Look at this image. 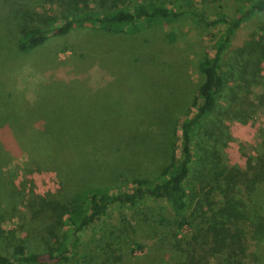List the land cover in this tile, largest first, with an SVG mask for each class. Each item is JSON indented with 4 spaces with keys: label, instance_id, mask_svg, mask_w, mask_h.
Returning <instances> with one entry per match:
<instances>
[{
    "label": "rangeland",
    "instance_id": "rangeland-1",
    "mask_svg": "<svg viewBox=\"0 0 264 264\" xmlns=\"http://www.w3.org/2000/svg\"><path fill=\"white\" fill-rule=\"evenodd\" d=\"M246 1L200 0L210 9L207 12H229ZM58 6L59 0H33L32 5L0 13V126L7 127L12 138L20 135L18 129L27 130L22 143L31 145L24 152L16 146L19 157L13 155L6 162L0 157V226L20 229L22 240L40 230L39 223L30 221L29 204L44 194H62L56 175L44 170L41 161L46 155L57 158L59 164L53 166L57 170H74L71 175L86 176L111 190L128 189L134 178H154L169 164L178 122L189 111L200 82L197 62L208 53L212 38L224 30L222 25L207 27L185 17L135 33L76 28L26 53L10 47L11 36L28 21L25 9L56 15ZM245 35L252 40L251 50L240 53ZM233 44L226 62L246 66V81L230 82L216 117L217 134L223 139L221 161L235 172L243 171L247 158L254 156L264 132V12L238 30ZM37 128L43 130L39 142L31 133ZM198 145L205 143L199 140ZM40 147L45 156L40 157ZM191 182L186 187H197ZM168 214L164 201L148 198L132 208L113 206L102 222L84 232V250L102 257L103 247L105 261L114 244L111 232L116 233L121 223L127 227V234L122 232L124 244L156 242L165 226L158 219ZM28 242L32 249L42 250L37 236ZM124 251L128 255V249ZM85 255L87 263L90 254Z\"/></svg>",
    "mask_w": 264,
    "mask_h": 264
},
{
    "label": "trees",
    "instance_id": "trees-1",
    "mask_svg": "<svg viewBox=\"0 0 264 264\" xmlns=\"http://www.w3.org/2000/svg\"><path fill=\"white\" fill-rule=\"evenodd\" d=\"M32 2L0 0V13ZM207 10L210 9L200 0H59L56 15L25 9L28 21L17 28L9 42L17 53L29 52L49 38L76 28L135 33L154 24L168 26L190 17L207 27L222 25L224 30L212 38L208 53L197 62L200 82L189 111L178 122L176 150L169 164L154 178H134L128 189L111 190L90 182L86 176L78 178L75 172L71 175L74 170H57L53 167L59 164L57 158L47 156L40 147V157L46 155L47 164L41 161L44 170L56 175L61 197L58 192L44 194L34 205L29 204L30 221L39 223L36 236L42 250L30 247L28 240L36 236L25 238V242L18 238L20 229L7 231L0 226V264H264V132H260L254 156L247 158L243 171L232 172L233 168L221 161L219 144L223 145V139L217 134L220 119L216 117L230 82L236 78L241 83L246 81V66L228 65L226 55L238 30L264 12V0H247L229 12ZM240 43V53L251 50L250 37L246 39L245 35ZM3 127L0 126V157L6 162L13 155L19 157L16 146L24 152L31 145L25 147L22 143V134L27 130L18 129L20 135L12 138ZM31 133L39 142L37 136L43 130L37 128ZM199 140L204 147L198 145ZM191 179L197 187H186L193 184ZM142 198L164 201L169 212L158 219L165 226L163 232H153L159 236L156 242L124 244L122 232L127 234V227L121 223L123 227L111 232L114 244L108 247L104 259L107 262L101 261L103 247L102 257L84 250V232L102 222L111 207L132 208ZM119 220L125 222L122 216ZM136 228L134 224L131 231ZM123 248L128 249V255ZM143 249L140 256L133 255ZM86 252L91 259L87 263Z\"/></svg>",
    "mask_w": 264,
    "mask_h": 264
}]
</instances>
